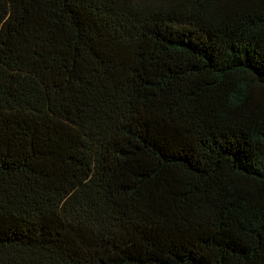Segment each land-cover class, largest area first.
<instances>
[{
  "label": "trees",
  "instance_id": "16d2710c",
  "mask_svg": "<svg viewBox=\"0 0 264 264\" xmlns=\"http://www.w3.org/2000/svg\"><path fill=\"white\" fill-rule=\"evenodd\" d=\"M0 264H264V0H0Z\"/></svg>",
  "mask_w": 264,
  "mask_h": 264
}]
</instances>
